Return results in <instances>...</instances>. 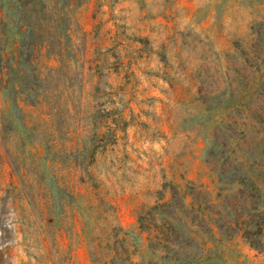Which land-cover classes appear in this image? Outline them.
Segmentation results:
<instances>
[{"label":"rangeland","instance_id":"1","mask_svg":"<svg viewBox=\"0 0 264 264\" xmlns=\"http://www.w3.org/2000/svg\"><path fill=\"white\" fill-rule=\"evenodd\" d=\"M43 1L72 63L41 76L47 105L13 101V82L0 92V264H93L90 252L129 264L120 245L153 264L143 234L118 232L111 251L112 228L135 233L137 213L176 188L216 203L229 140L259 189L247 238L225 236L215 262L264 264V0ZM16 6L0 0L6 52L30 15Z\"/></svg>","mask_w":264,"mask_h":264},{"label":"trees","instance_id":"2","mask_svg":"<svg viewBox=\"0 0 264 264\" xmlns=\"http://www.w3.org/2000/svg\"><path fill=\"white\" fill-rule=\"evenodd\" d=\"M15 3L17 9L29 11L30 15L18 20L20 38L12 52H6L1 44L4 16L0 7V92H5L6 86L13 82V101L16 102L18 96L25 98L23 102L31 98L28 105L36 108L49 104L46 95H38L41 87L36 86L44 71H67L72 60L61 55L68 47L55 43L52 38L50 20L53 17L47 13V3L43 0H15ZM44 57L47 62L54 60L57 67H48L42 62ZM39 98H42L40 102L35 101ZM229 141L233 143L231 149L220 144L222 149L218 147L214 155L216 166L212 171L218 185L216 203H211L207 194L192 186L182 191L172 189L169 200L163 201L162 196L154 205L137 213L135 233L112 228L111 251L116 248L119 233L123 234L122 243L143 234L153 264H220L215 260H218L225 236L228 239L238 235L247 238L243 227L244 206L250 193L259 189L258 175L247 170L250 159L239 151L238 142ZM119 248L125 262L136 264L130 261L132 253L128 246L120 245ZM90 256L93 264H97L96 253L90 252Z\"/></svg>","mask_w":264,"mask_h":264}]
</instances>
